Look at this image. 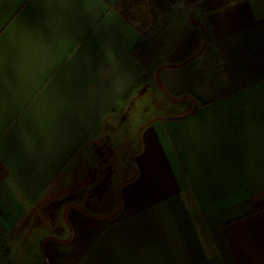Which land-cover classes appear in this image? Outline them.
I'll list each match as a JSON object with an SVG mask.
<instances>
[{"label":"crops","instance_id":"1","mask_svg":"<svg viewBox=\"0 0 264 264\" xmlns=\"http://www.w3.org/2000/svg\"><path fill=\"white\" fill-rule=\"evenodd\" d=\"M118 1L0 0V264H264V0Z\"/></svg>","mask_w":264,"mask_h":264},{"label":"rangeland","instance_id":"2","mask_svg":"<svg viewBox=\"0 0 264 264\" xmlns=\"http://www.w3.org/2000/svg\"><path fill=\"white\" fill-rule=\"evenodd\" d=\"M157 1H162V10L160 11H157L154 7V3ZM207 1L208 0H119L115 7L122 15H125L129 22L136 28L140 27L145 30H151L155 27L157 21L168 13H170L168 19L177 11L186 13L191 12L192 18V16L200 12V6ZM175 32H177L176 25H174L173 31L169 33L170 39ZM156 33L160 34V30H157ZM127 162L128 160L126 158L123 159V166H128ZM119 175L123 177L121 173Z\"/></svg>","mask_w":264,"mask_h":264},{"label":"trees","instance_id":"3","mask_svg":"<svg viewBox=\"0 0 264 264\" xmlns=\"http://www.w3.org/2000/svg\"><path fill=\"white\" fill-rule=\"evenodd\" d=\"M238 0H208L204 4L200 6V11L204 14L208 13H218L223 12L226 9H228L231 5H233ZM154 7L157 11L162 10V1H157L154 3ZM167 13V12H166ZM122 14V13H121ZM169 14H166V16H162L157 23L155 24V27L151 30H145L143 28H136L138 33L141 36L140 42L134 47L132 50V57L140 64L145 65L150 61L152 58V52L154 47L157 45L159 40L163 37L165 32L168 29L169 26ZM165 15V14H164ZM124 18L127 19L125 15H123ZM164 17V18H163ZM160 30V34H157L156 31ZM189 39H187L182 46H180L177 50H175L172 55L168 58V62H173V60L176 58L177 54L185 48L187 45V42Z\"/></svg>","mask_w":264,"mask_h":264}]
</instances>
